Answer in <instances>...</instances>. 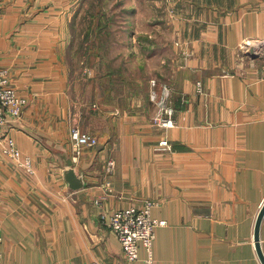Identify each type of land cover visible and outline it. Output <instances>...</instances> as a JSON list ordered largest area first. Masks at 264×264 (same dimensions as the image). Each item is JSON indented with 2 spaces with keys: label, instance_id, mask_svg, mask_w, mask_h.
I'll use <instances>...</instances> for the list:
<instances>
[{
  "label": "crops",
  "instance_id": "obj_1",
  "mask_svg": "<svg viewBox=\"0 0 264 264\" xmlns=\"http://www.w3.org/2000/svg\"><path fill=\"white\" fill-rule=\"evenodd\" d=\"M129 2L118 27L96 23L79 42L68 0H0V69L28 101L0 131L1 263L147 264L143 249L126 258L103 215L152 199L167 221L154 264H262L264 58L239 46L264 39V0ZM165 87L167 128L153 122ZM74 124L99 143L75 155ZM5 135L31 173L4 153Z\"/></svg>",
  "mask_w": 264,
  "mask_h": 264
},
{
  "label": "built area",
  "instance_id": "obj_2",
  "mask_svg": "<svg viewBox=\"0 0 264 264\" xmlns=\"http://www.w3.org/2000/svg\"><path fill=\"white\" fill-rule=\"evenodd\" d=\"M240 49L251 55L264 58V39L246 40L240 44ZM155 84V81H152ZM169 94L165 97L168 105ZM153 99L156 94L151 95ZM28 104L26 98L21 96L15 86L10 82L8 69H0V131L7 123L18 121L24 113ZM166 117H162V109L160 113L154 116V123L161 127H173L175 120L173 118V109L169 107L164 109ZM1 141V135H0ZM71 141L75 155H79L85 146H96L99 143L97 136L85 132L78 124H74L71 128ZM5 143L3 151L6 155L19 162L26 171L32 172V163L29 157L22 158L21 151L17 147L13 137L5 135ZM161 149L169 150L172 145L168 139H162L159 142ZM114 161H109V169L114 167ZM156 205V201L147 199L141 205H131L124 208L114 210L110 215L103 218L106 220L107 226L118 237L121 248L129 261H135L140 258L141 250L145 251L147 264H154L153 246L156 237L157 227L166 224V220L158 219L152 215V209ZM0 264L1 261H0ZM90 264H99L96 261Z\"/></svg>",
  "mask_w": 264,
  "mask_h": 264
},
{
  "label": "rangeland",
  "instance_id": "obj_3",
  "mask_svg": "<svg viewBox=\"0 0 264 264\" xmlns=\"http://www.w3.org/2000/svg\"><path fill=\"white\" fill-rule=\"evenodd\" d=\"M124 1L125 0H77L76 3L70 4L68 0L67 11L70 12L72 15V16L70 15V17H69V14L67 15V18L69 20L68 23L70 24L73 32L75 31L81 32V34L83 35V37H81L80 36L81 34L77 33V36H79V42L81 41L83 42L85 39L91 38V36H88L85 33L87 30L90 31V28H95L96 26L94 24L96 23H97V26L104 27V28L111 26V24L112 25L114 24L115 27H118L119 23L117 22V19L112 21L113 23L111 24L110 22H111V18L115 17L114 14L115 15L122 14L124 10L123 9ZM129 3L133 5V0H130ZM84 50L85 48H83V52L81 51L83 55H85ZM69 55L71 56L72 52H70ZM168 93H170L169 87H165L163 96L159 99L155 98L158 100L157 113L158 112L160 113L162 109L163 118L166 117V115L164 114V109L167 108L169 105V103L168 105L166 104V99H165ZM157 113L155 115H157ZM153 122H154V117H153Z\"/></svg>",
  "mask_w": 264,
  "mask_h": 264
},
{
  "label": "water",
  "instance_id": "obj_4",
  "mask_svg": "<svg viewBox=\"0 0 264 264\" xmlns=\"http://www.w3.org/2000/svg\"><path fill=\"white\" fill-rule=\"evenodd\" d=\"M253 54L252 52L250 53ZM73 160L72 157H67L65 162V170H64V176L66 181L68 182L71 189H80L84 186V177L82 175H79L77 171L75 170L73 166ZM264 218V205L261 208V211L258 215L257 221H256V227H255V242H256V248L259 254V257L262 261V264H264V250L262 248V244L260 242V229L262 220Z\"/></svg>",
  "mask_w": 264,
  "mask_h": 264
}]
</instances>
